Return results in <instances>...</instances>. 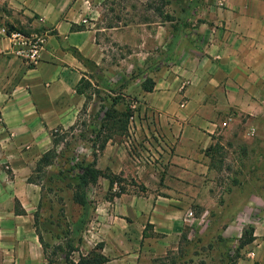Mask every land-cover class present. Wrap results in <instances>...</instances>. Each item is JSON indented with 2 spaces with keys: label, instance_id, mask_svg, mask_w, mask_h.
<instances>
[{
  "label": "crops",
  "instance_id": "crops-1",
  "mask_svg": "<svg viewBox=\"0 0 264 264\" xmlns=\"http://www.w3.org/2000/svg\"><path fill=\"white\" fill-rule=\"evenodd\" d=\"M199 1L207 5L195 33L143 29L144 46L159 45L166 62L149 76L151 92L139 84L127 133L110 140L97 159L96 169L123 180L111 189L99 180L101 191L115 192L95 209L105 264H137L154 234L177 240L184 212L207 205L205 180L220 172L211 167L216 117L264 114V0ZM85 11L82 0H0V27L45 34L35 66L0 37V162L13 176L12 188L0 192V264H46L31 218L40 191L27 179L50 148L51 132L76 123L85 97L75 88L88 65L103 60ZM127 35L116 33L122 41ZM15 199L24 215L15 214ZM240 205L253 203L245 197ZM252 218L254 240L235 264H264V217Z\"/></svg>",
  "mask_w": 264,
  "mask_h": 264
},
{
  "label": "rangeland",
  "instance_id": "rangeland-1",
  "mask_svg": "<svg viewBox=\"0 0 264 264\" xmlns=\"http://www.w3.org/2000/svg\"><path fill=\"white\" fill-rule=\"evenodd\" d=\"M82 1L86 9L84 19L96 32L95 38L101 46L103 60L98 67L94 63L88 65L86 80L90 84L88 94L91 98L80 122L93 120L104 100L114 98L119 101L115 106L117 110H129L132 114L134 109L131 106L137 100L135 94L141 88L139 84L153 75L158 64L166 62L159 45L144 46L143 29L157 30L163 26L173 33H195L196 26L203 20L198 16L207 5L199 0H185L182 6L173 3L164 9L170 16V20H167L149 10L148 5L152 0ZM181 7L183 10L185 8L184 12H181ZM124 29L129 35L122 41L116 33ZM20 31L26 35L33 32L27 29ZM94 120V124H98L99 120ZM215 121L216 131L213 136L217 141L211 147V167L220 172L214 171L205 180L206 194L203 198L207 205L196 203L192 206L189 210L193 213L192 218H187L188 210L184 212L182 233L187 234L186 239L182 238L181 233L171 244L164 234H154L155 240L149 244L150 248L139 251L137 264H231L237 255L241 257L239 238L243 229L250 225L248 222L252 217H264V114L249 116L234 112L217 116ZM62 130L66 132L67 129ZM66 138L67 141L71 140L69 135ZM90 146L86 141L70 146L74 162L88 160ZM60 148L64 149V145ZM64 162L60 158L48 171L67 168ZM12 179L8 163L0 162V192L2 187L12 188ZM99 180L88 187V196L94 207H99L105 199L112 200L115 194L110 189L107 192L101 191ZM41 184L42 190L39 186L37 188L40 191L41 206L36 231L48 246L45 262L65 264L64 257L67 255L68 261L74 264L80 255L88 253L101 242L96 233L99 227L95 221L96 212L82 233L81 242L77 244L70 231L82 209L72 201L74 188L70 178H53L50 181L46 177ZM245 197L253 203L249 208L240 205ZM5 198L7 202V196ZM36 211L37 208L31 214L34 229L33 215ZM243 224L246 226L241 231ZM145 230L152 235L150 227L146 226ZM126 260L111 264H129Z\"/></svg>",
  "mask_w": 264,
  "mask_h": 264
},
{
  "label": "trees",
  "instance_id": "trees-1",
  "mask_svg": "<svg viewBox=\"0 0 264 264\" xmlns=\"http://www.w3.org/2000/svg\"><path fill=\"white\" fill-rule=\"evenodd\" d=\"M184 1L185 0H152L148 7L158 17L170 20V16L168 14H164L165 7L173 3L182 6ZM181 9L183 8L181 7ZM89 87V81L86 80L85 77H82L75 90L79 95L85 97V102L78 115L76 123L69 127L66 132H64L62 129L51 132L50 148L45 151L36 161L34 169L27 179V183L37 185L42 190L41 181L46 177L50 181L53 178L60 180H63L66 177L70 178V182L74 188L72 193V201L82 209L80 217L72 224V229L70 231V234L76 238L77 244L81 242V235L85 231L87 225L91 222L92 215L96 209L88 196V187L90 185H95L100 178H106L109 181L110 189L115 182L120 183L123 181L119 176H115L109 172L96 169V163L98 156L101 154L106 144L110 140H112L115 136H124L127 133L129 117L132 116L129 110H117L115 106L119 101L117 98H114L110 100H104V104L100 107V110L94 116L93 120H84L80 122L82 114H86L88 103L91 98L88 94ZM153 87L154 82L150 78H145L144 82L141 84V88L144 92H151ZM95 118L99 120L98 124H94V121H96L94 120ZM68 135L71 137V140L69 141L66 140ZM80 141H86L90 143V158L88 160L83 159L80 162H74L75 158L73 151L69 148L70 146L74 147ZM61 145H64V149L60 148ZM60 158L64 159V165L68 167H59L57 170L49 172L48 169L55 166L56 162ZM40 201L37 206V211L34 213L33 217L35 232L43 249L44 258L46 260L45 254L48 246L40 233L36 231L38 210L41 206ZM14 202L15 214L24 215L25 211L21 209L18 201L15 199ZM253 233L254 228L251 225L243 229L239 238V250H242L244 246L250 244L254 240ZM144 237H148V235L143 233V238ZM186 237L187 234L182 233V238L186 239ZM102 250L103 243L100 242L88 253L80 255L74 264H105L108 262V258L102 253ZM239 258L240 255H237L233 260H231V264H235ZM161 259L158 261H161ZM64 260L65 264H73L68 261L67 255L64 257Z\"/></svg>",
  "mask_w": 264,
  "mask_h": 264
},
{
  "label": "built area",
  "instance_id": "built-area-1",
  "mask_svg": "<svg viewBox=\"0 0 264 264\" xmlns=\"http://www.w3.org/2000/svg\"><path fill=\"white\" fill-rule=\"evenodd\" d=\"M0 37L7 38L10 42V51L12 54L21 58L30 66L38 64L40 52L45 42V34L41 31L32 32L30 35L22 33L20 30L11 29L7 26L0 27ZM0 52L2 50L0 49ZM133 117H129L131 123ZM193 213L188 211L187 218H192Z\"/></svg>",
  "mask_w": 264,
  "mask_h": 264
}]
</instances>
